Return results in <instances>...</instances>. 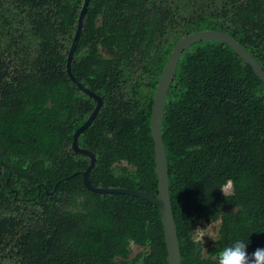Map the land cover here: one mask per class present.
<instances>
[{
	"label": "trees",
	"instance_id": "16d2710c",
	"mask_svg": "<svg viewBox=\"0 0 264 264\" xmlns=\"http://www.w3.org/2000/svg\"><path fill=\"white\" fill-rule=\"evenodd\" d=\"M83 3L0 0V264H168L156 205L83 183L90 159L73 135L96 101L67 72ZM200 31L228 34L264 72V0H90L70 71L102 101L77 140L95 157L92 187L158 195L153 97L172 49ZM160 130L181 264H215L236 240L250 256L264 248V83L252 68L223 43L191 45ZM199 221L219 223L211 246L193 238Z\"/></svg>",
	"mask_w": 264,
	"mask_h": 264
},
{
	"label": "water",
	"instance_id": "95a60500",
	"mask_svg": "<svg viewBox=\"0 0 264 264\" xmlns=\"http://www.w3.org/2000/svg\"><path fill=\"white\" fill-rule=\"evenodd\" d=\"M90 0H84L79 18H78V27L74 36V40L72 42L70 52L67 59V72L72 80V82L79 88L87 96L93 98L96 101V106L88 117V119L75 131L73 135L72 149L74 152L85 155L90 159V164L87 170L83 173V183L85 187L97 194H121V195H129L133 197L143 198L147 201L152 202L157 206L162 226L164 232V238L167 249L168 256V264H181L180 259V250L178 245L176 228L172 216L171 204H170V196H169V188H168V175H167V166H166V158L163 149V143L161 139V130H160V122H161V114L162 108L164 104V100L167 94V91L172 83L174 74L176 72L178 60L181 54L189 48L191 45L201 42V41H216L227 45L230 49H232L247 65H249L257 78H259L264 83V72L257 65L254 59L238 44V42L229 36L226 33L220 31H200L193 34L188 35L179 41L175 47L172 49L169 58L162 70L160 75L155 94L153 97L152 103V112L150 117V130L151 136L154 142V152H155V163H156V173L158 179V195L156 197L148 195L146 193H142L135 190H127L121 188H94L90 185L89 182V172L93 168L95 164L94 155L81 149L78 146V137L82 134L84 130H86L94 118L96 117L101 105L102 101L100 97L96 94L90 92L80 83L76 82L74 77L70 71V64L73 58V54L76 48V45L79 40V36L82 28V21L85 15L87 6Z\"/></svg>",
	"mask_w": 264,
	"mask_h": 264
},
{
	"label": "clouds",
	"instance_id": "9594fccd",
	"mask_svg": "<svg viewBox=\"0 0 264 264\" xmlns=\"http://www.w3.org/2000/svg\"><path fill=\"white\" fill-rule=\"evenodd\" d=\"M220 191L224 197L234 194V184L228 181ZM194 238L203 242V238L207 235L206 229H196L192 232ZM212 239V238H211ZM249 241L236 240L229 246H226L218 255L214 257L215 264H264V248H257L251 256L247 252Z\"/></svg>",
	"mask_w": 264,
	"mask_h": 264
},
{
	"label": "rangeland",
	"instance_id": "374dc122",
	"mask_svg": "<svg viewBox=\"0 0 264 264\" xmlns=\"http://www.w3.org/2000/svg\"><path fill=\"white\" fill-rule=\"evenodd\" d=\"M172 39H174V37H173V31L171 33H168L167 35H165L163 37V40H164L165 45H168V43L170 41H172ZM145 89L146 88L144 87L143 88V91ZM146 92H147V89H146ZM218 226H219V223L218 222L217 223H205L203 221H199L198 224H197V226H196V228H195V230L198 229V228L199 229H206L207 235H209L212 239L209 238L208 236H205L203 238V242L202 243H204L206 246H211L214 243V241L216 240V238H217ZM193 238H194V236H193ZM194 240H196V239L194 238ZM139 251L140 250L137 247H135L134 245L132 246V256L135 253L139 252Z\"/></svg>",
	"mask_w": 264,
	"mask_h": 264
}]
</instances>
